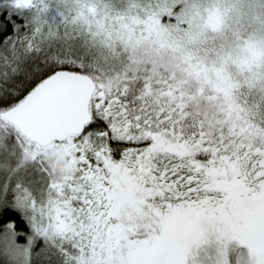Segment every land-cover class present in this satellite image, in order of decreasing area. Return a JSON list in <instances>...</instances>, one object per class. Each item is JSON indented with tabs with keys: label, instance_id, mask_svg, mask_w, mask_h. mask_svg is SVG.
Masks as SVG:
<instances>
[{
	"label": "snow or ice",
	"instance_id": "obj_1",
	"mask_svg": "<svg viewBox=\"0 0 264 264\" xmlns=\"http://www.w3.org/2000/svg\"><path fill=\"white\" fill-rule=\"evenodd\" d=\"M0 264H264V0H0Z\"/></svg>",
	"mask_w": 264,
	"mask_h": 264
},
{
	"label": "clouds",
	"instance_id": "obj_2",
	"mask_svg": "<svg viewBox=\"0 0 264 264\" xmlns=\"http://www.w3.org/2000/svg\"><path fill=\"white\" fill-rule=\"evenodd\" d=\"M49 158L52 159L53 162H55V160H56V155H55V153L50 152V153H49ZM61 162H62V159H61Z\"/></svg>",
	"mask_w": 264,
	"mask_h": 264
}]
</instances>
